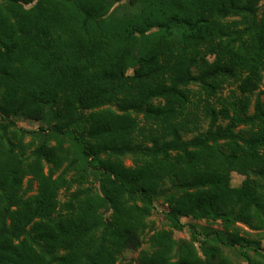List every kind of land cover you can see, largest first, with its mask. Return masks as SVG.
Wrapping results in <instances>:
<instances>
[{"label": "trees", "instance_id": "16d2710c", "mask_svg": "<svg viewBox=\"0 0 264 264\" xmlns=\"http://www.w3.org/2000/svg\"><path fill=\"white\" fill-rule=\"evenodd\" d=\"M158 200L222 229L137 264H264V0H0V264H134Z\"/></svg>", "mask_w": 264, "mask_h": 264}, {"label": "rangeland", "instance_id": "374dc122", "mask_svg": "<svg viewBox=\"0 0 264 264\" xmlns=\"http://www.w3.org/2000/svg\"><path fill=\"white\" fill-rule=\"evenodd\" d=\"M15 122L18 127L28 130V131H36L41 127V124L37 121L28 120L24 118H16ZM126 166L131 165L130 158H126L124 161ZM244 177L236 172H233L231 174V186L232 187H238L241 185ZM36 189V185L34 186V191ZM150 221V230L147 231L145 235V241L143 245L141 246V249L137 251H127L123 254V257L127 260H133L134 264L136 263V259L139 256V253L142 249L146 250L149 248V238L155 233V232H170L172 238L177 242H192V230L189 226V224H197L198 226L205 227V226H211L214 229H222L220 226V223H209L206 220H197V219H191V218H182L181 224L183 225L181 229H173L167 218H166V206L162 203L161 200H158L155 204V209L149 218ZM239 226L250 232L253 236H256L258 242H259V253L264 254V230L261 231H251L247 227H245L242 224H239ZM204 239V236H199V240L197 242H201V240ZM196 242V241H195ZM196 248L198 249L199 256H202V252L199 248V243H195ZM218 252H220L219 257L221 258L222 262L225 264H247V262L240 256V253L238 251V248H223L220 247ZM252 257L256 256L254 252L249 253Z\"/></svg>", "mask_w": 264, "mask_h": 264}]
</instances>
